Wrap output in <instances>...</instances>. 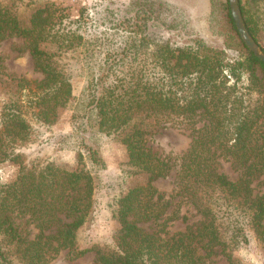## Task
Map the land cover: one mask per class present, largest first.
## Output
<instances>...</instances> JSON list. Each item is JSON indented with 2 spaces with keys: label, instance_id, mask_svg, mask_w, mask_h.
<instances>
[{
  "label": "trees",
  "instance_id": "obj_1",
  "mask_svg": "<svg viewBox=\"0 0 264 264\" xmlns=\"http://www.w3.org/2000/svg\"><path fill=\"white\" fill-rule=\"evenodd\" d=\"M239 2L247 28L264 50L254 20ZM210 5L209 27L224 39L219 49L199 35L182 46L156 39L149 24L179 35L188 31L183 10L167 0H131L130 16L117 24L128 32L124 44L89 69V114L100 131L125 145L129 165L147 175L145 183L110 204L119 228L110 243L93 247L95 264H210L219 249L231 256L227 250L247 240V229L264 244V190L256 192L254 185L264 186V61L242 40L229 0H210ZM56 18L51 7H39L30 26H23L10 6L0 5V38L24 37L35 69L43 73L39 81L18 78V89L2 106L0 164L16 160L17 148L34 140L27 113L51 123L74 96L65 64L41 43L51 38L69 48L83 36L55 29ZM26 86L31 95L24 103ZM167 124L183 125L192 135L179 157H162L148 143V136ZM91 155L101 162L97 151ZM223 159L235 164V179L221 171ZM82 163L22 165L14 180L0 182V264H46L62 250L71 257L90 250L77 246L95 189ZM175 167L179 190L167 195L154 182ZM176 196L191 199L203 217L199 226L167 229L178 217L177 208L169 212ZM17 218L36 229L31 239L23 236ZM146 224L155 228L147 230Z\"/></svg>",
  "mask_w": 264,
  "mask_h": 264
},
{
  "label": "rangeland",
  "instance_id": "obj_2",
  "mask_svg": "<svg viewBox=\"0 0 264 264\" xmlns=\"http://www.w3.org/2000/svg\"><path fill=\"white\" fill-rule=\"evenodd\" d=\"M131 0H0V5H8L18 16L23 26H30L32 13L39 7H51L55 11V29L73 30L82 34V40L71 42V47L60 48L55 39H47L41 47L55 54V58L65 64L71 75L73 98L59 109L51 123H41L27 113V118L35 128L32 142L17 148L20 156L0 164V182L8 183L16 178L22 165L31 166L42 162L76 168L80 161L94 177L93 207L86 223L78 232V250L89 248L82 256L71 257L69 250H62L57 257L46 264H95L96 252L93 247L110 243L119 222L113 217L110 204L130 187L145 183L147 175L136 171L128 163L125 145L117 136L107 135L98 128L93 115L87 109L88 72L105 58V53L118 50L128 36L117 24L130 16ZM178 5L188 20V31L182 34L168 33L162 28L149 24V31L156 39L170 40L173 46L192 44L194 35L203 38L210 47L220 48L224 39L214 34L209 27L210 0H167ZM240 1V0H239ZM249 17L256 24L258 39L264 44V0H241ZM193 33V35H192ZM230 55L233 49L226 48ZM43 73L34 67L33 57L24 37L7 35L0 38V113L3 104L16 92L18 78L39 81ZM29 86L23 90L24 103L31 95ZM26 109V108H25ZM150 147L160 156H181L190 146L192 135L183 125L167 124L159 132L148 136ZM92 150L97 151L101 162L93 161ZM90 153V154H89ZM82 163V164H83ZM221 171L231 179L238 175L237 168L230 160L221 161ZM167 195L179 190L178 167L164 178L154 182ZM256 185V192L264 186ZM169 212L177 208L178 217L169 221L170 232L182 231L187 226H199L202 215L188 197H174ZM20 230L31 239L36 229L25 218H17ZM146 224L147 230L155 227ZM247 240L238 247L221 249L212 256L210 264H264V244L253 230L247 229ZM201 253L203 251L200 250Z\"/></svg>",
  "mask_w": 264,
  "mask_h": 264
},
{
  "label": "water",
  "instance_id": "obj_3",
  "mask_svg": "<svg viewBox=\"0 0 264 264\" xmlns=\"http://www.w3.org/2000/svg\"><path fill=\"white\" fill-rule=\"evenodd\" d=\"M229 3L232 16L242 40L256 56L264 61V50L247 28L239 0H229Z\"/></svg>",
  "mask_w": 264,
  "mask_h": 264
}]
</instances>
